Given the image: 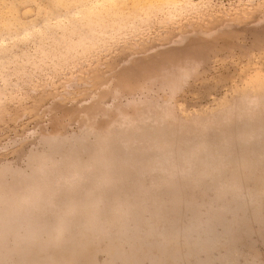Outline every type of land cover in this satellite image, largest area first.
Here are the masks:
<instances>
[{
	"label": "rangeland",
	"instance_id": "1",
	"mask_svg": "<svg viewBox=\"0 0 264 264\" xmlns=\"http://www.w3.org/2000/svg\"><path fill=\"white\" fill-rule=\"evenodd\" d=\"M87 1L0 0V39H7L0 45L1 167L8 168L10 163L4 169L23 171L31 155L46 146V135L74 134L86 123L85 115L86 119L92 118L89 123L96 133L109 125L114 127L121 116L136 119L126 121L124 130L140 125L138 134H152L151 130L157 128L164 138L180 141L186 152L198 142L213 149L223 137L230 138L244 129L261 125L264 130V0H209L205 4L208 9H195L191 13L194 16L185 13L180 23L166 24V5H158L149 13L140 36L134 34L137 40L127 34L128 39L124 36L116 44L111 42V49L84 48L87 24L83 16L66 21L52 19ZM48 18L51 23H43ZM109 18L96 13L90 21L95 28H104ZM177 70L191 74L173 84ZM241 141L242 135L230 145L239 146ZM137 143L134 148L141 145ZM255 144L252 152V147L245 145L247 156L252 159L260 155L262 159L236 197L239 200L243 195V201H239L248 209L247 200L253 194L255 198L260 196L258 203L264 217V197L258 195L264 188V138ZM155 150L150 149L149 154ZM204 167L194 165L197 173ZM148 168H143L148 177L157 174V170ZM5 173L2 178L8 175ZM192 185V190L201 193L210 187L206 198L215 194L212 179L202 177ZM98 212L94 216H99ZM250 226L251 236L239 241L234 264H264V242L260 237H264V224L259 227L253 221ZM5 245L0 249L4 250ZM226 251L224 245L211 249L210 264H220L217 260ZM106 256L99 251L94 260L100 264ZM6 258L0 261L7 263L10 258Z\"/></svg>",
	"mask_w": 264,
	"mask_h": 264
},
{
	"label": "bare ground",
	"instance_id": "2",
	"mask_svg": "<svg viewBox=\"0 0 264 264\" xmlns=\"http://www.w3.org/2000/svg\"><path fill=\"white\" fill-rule=\"evenodd\" d=\"M162 4L166 5V24L206 7L209 0H89L52 19L83 16L87 24L84 48L100 49L124 36L138 35L151 10ZM96 13L111 17L104 28L91 23ZM50 21L48 18L43 23ZM15 37L17 34L11 39ZM2 38L0 45L7 41ZM177 71L173 84L190 73ZM85 116L86 123L74 134H45L46 146L27 158L29 165L23 171H7L10 163L8 168L0 166V177L5 171L8 174L0 178V248L7 244L0 249V260L10 258L0 264H97L94 254L99 251L107 254L100 264H210L209 252L219 245L227 251L217 261L234 264L239 241L251 236L250 223L264 224L260 196L253 194L247 200L248 209L239 201L243 195L239 200L236 197L262 159L260 155L249 159L245 147H252V152L255 143L264 138L261 125L223 137L213 149L198 142L186 152L180 141L164 138L157 128L152 134H138L140 125L124 130L126 121L136 119L118 116L114 127L109 125L96 133L89 123L92 118ZM241 135L239 146L230 145ZM137 142L141 145L134 148ZM152 148L157 151L149 154ZM201 164L205 167L197 173L194 165ZM144 167L157 170V174L148 177ZM202 177L212 179L213 196L206 198L208 186L203 193L192 190V184ZM259 192L264 197V188ZM63 194L67 195L64 200ZM96 210L99 216H94Z\"/></svg>",
	"mask_w": 264,
	"mask_h": 264
}]
</instances>
